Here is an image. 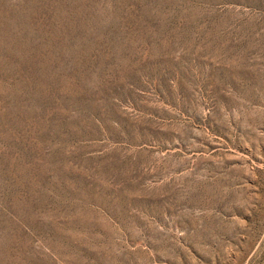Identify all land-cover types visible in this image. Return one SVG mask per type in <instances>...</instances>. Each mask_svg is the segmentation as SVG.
<instances>
[{
    "label": "rangeland",
    "instance_id": "374dc122",
    "mask_svg": "<svg viewBox=\"0 0 264 264\" xmlns=\"http://www.w3.org/2000/svg\"><path fill=\"white\" fill-rule=\"evenodd\" d=\"M0 264H264V0H0Z\"/></svg>",
    "mask_w": 264,
    "mask_h": 264
}]
</instances>
